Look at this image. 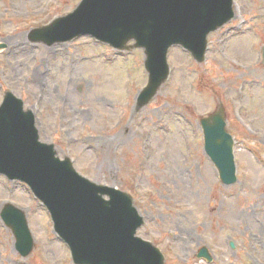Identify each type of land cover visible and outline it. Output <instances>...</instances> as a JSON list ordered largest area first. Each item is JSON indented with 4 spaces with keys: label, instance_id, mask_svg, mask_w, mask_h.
I'll return each mask as SVG.
<instances>
[{
    "label": "rangeland",
    "instance_id": "374dc122",
    "mask_svg": "<svg viewBox=\"0 0 264 264\" xmlns=\"http://www.w3.org/2000/svg\"><path fill=\"white\" fill-rule=\"evenodd\" d=\"M79 1L0 0V102L11 90L61 158L129 192L145 220L137 234L161 249L165 264H264V227L257 228L264 226V0H234L236 15L208 35L203 62L171 47L168 79L139 109L147 81L141 49L118 51L89 36L52 45L29 39L32 28ZM220 106L235 141L230 185L205 154L199 126ZM7 202L25 210L34 248L22 257L0 218V264H73L46 208L24 183L0 175V211ZM202 246L209 263L196 257Z\"/></svg>",
    "mask_w": 264,
    "mask_h": 264
},
{
    "label": "water",
    "instance_id": "95a60500",
    "mask_svg": "<svg viewBox=\"0 0 264 264\" xmlns=\"http://www.w3.org/2000/svg\"><path fill=\"white\" fill-rule=\"evenodd\" d=\"M232 16V0H82L73 12L33 29L29 38L52 44L90 34L116 48H143L148 82L137 98L141 108L168 76V48L180 44L200 62L207 34ZM129 40L134 43L126 46ZM262 52L264 62V47ZM22 105L11 92L0 105V173L26 182L48 208L54 230L69 246L74 263L164 264L159 248L135 235L143 217L132 197L88 180L68 158L55 156L53 144L39 141L34 115ZM200 125L204 150L221 182L234 183V140L226 130L223 107L202 117ZM0 216L12 229L18 252L27 256L34 242L24 211L6 204ZM197 257L212 259L205 247Z\"/></svg>",
    "mask_w": 264,
    "mask_h": 264
},
{
    "label": "bare ground",
    "instance_id": "6f19581e",
    "mask_svg": "<svg viewBox=\"0 0 264 264\" xmlns=\"http://www.w3.org/2000/svg\"><path fill=\"white\" fill-rule=\"evenodd\" d=\"M26 45H20V48H24ZM46 51V50H45ZM53 51H61V49H51V50H47L46 52H49V53H51V52H53ZM37 71H39V68L37 69ZM34 96H36L37 97V95H36V93H35V95ZM213 208V207H212ZM259 227H264V226H261V225H259V224H257V228H259Z\"/></svg>",
    "mask_w": 264,
    "mask_h": 264
}]
</instances>
